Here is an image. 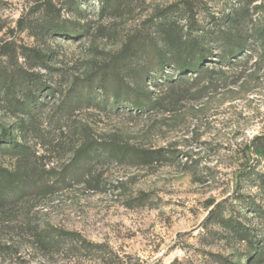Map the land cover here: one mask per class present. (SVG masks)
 Masks as SVG:
<instances>
[{
    "label": "rangeland",
    "instance_id": "rangeland-1",
    "mask_svg": "<svg viewBox=\"0 0 264 264\" xmlns=\"http://www.w3.org/2000/svg\"><path fill=\"white\" fill-rule=\"evenodd\" d=\"M176 1L121 17L84 2L62 12L72 34L40 40L24 27L42 0H0V171L22 188L0 186V264H264V0H197L174 18L199 41L201 74H178L186 54L162 44L116 67ZM17 67L31 80L9 86Z\"/></svg>",
    "mask_w": 264,
    "mask_h": 264
},
{
    "label": "trees",
    "instance_id": "trees-1",
    "mask_svg": "<svg viewBox=\"0 0 264 264\" xmlns=\"http://www.w3.org/2000/svg\"><path fill=\"white\" fill-rule=\"evenodd\" d=\"M56 0H42L41 7L39 9L38 20L33 22L31 25H26L24 28L32 32L36 38L40 40H45L48 37L62 36L66 34H72L76 30L77 26H72L70 22L63 18L62 12L65 10L67 13L81 14V6L84 2H96L100 8V14L105 16L121 17L125 14L127 9H130L134 4L138 2H143L144 0H61L59 4L56 5ZM257 1V0H252ZM197 6V0H177L174 4L170 5L165 11L153 16L148 23V27L154 29L155 36L153 33H141L140 35L132 38L120 54L115 58L116 67L119 63H130L132 61L140 62L143 58L149 55L151 48H158L159 44H162L169 52L179 54L185 53L186 59L185 63L177 65L178 74L181 76L186 72H192L201 74L202 63L205 60L203 53H201L199 41L195 37L181 36L175 27L174 18L177 16L187 17L191 11ZM239 49H243L244 46L238 44ZM167 63L160 62L161 67H164ZM115 67V66H114ZM1 70V69H0ZM15 71V69H14ZM1 72V71H0ZM18 73L17 80H13L9 86L17 82L18 85L27 84L31 78L24 69L16 68ZM119 77V74H116ZM120 78V77H119ZM85 88L92 89V81L85 83ZM100 92L103 94L108 93V88L106 85H101ZM123 92H115L111 95V98L116 102H121ZM131 108L135 110H142L146 107V104H142L140 101H134L130 104ZM3 137H0L2 139ZM12 149L13 146H9ZM104 150H107V146H103ZM92 143L85 144L81 152L78 153L79 156H91L92 153ZM146 160H159L164 158V155L160 154L159 151L145 153L142 156ZM8 174L5 171H0V186L3 188V197H15L20 196L22 192L21 184H17L13 179H8L9 181H4ZM210 220L215 224L230 230L232 233H237V227L234 219L227 217L223 211L218 209L211 212ZM245 240V237H240Z\"/></svg>",
    "mask_w": 264,
    "mask_h": 264
}]
</instances>
